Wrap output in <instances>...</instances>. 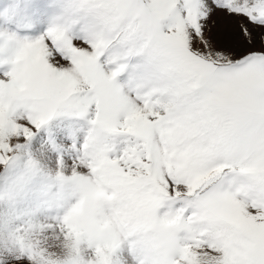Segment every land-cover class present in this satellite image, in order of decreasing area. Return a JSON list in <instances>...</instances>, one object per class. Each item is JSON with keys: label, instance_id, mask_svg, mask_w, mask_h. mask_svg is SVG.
Masks as SVG:
<instances>
[{"label": "snow or ice", "instance_id": "snow-or-ice-1", "mask_svg": "<svg viewBox=\"0 0 264 264\" xmlns=\"http://www.w3.org/2000/svg\"><path fill=\"white\" fill-rule=\"evenodd\" d=\"M0 264H264V0H0Z\"/></svg>", "mask_w": 264, "mask_h": 264}]
</instances>
